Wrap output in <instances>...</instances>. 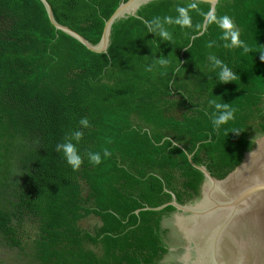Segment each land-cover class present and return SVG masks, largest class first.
Returning <instances> with one entry per match:
<instances>
[{"label": "water", "instance_id": "1", "mask_svg": "<svg viewBox=\"0 0 264 264\" xmlns=\"http://www.w3.org/2000/svg\"><path fill=\"white\" fill-rule=\"evenodd\" d=\"M35 1L76 264H264V0Z\"/></svg>", "mask_w": 264, "mask_h": 264}, {"label": "trees", "instance_id": "2", "mask_svg": "<svg viewBox=\"0 0 264 264\" xmlns=\"http://www.w3.org/2000/svg\"><path fill=\"white\" fill-rule=\"evenodd\" d=\"M35 0H0V243L76 264Z\"/></svg>", "mask_w": 264, "mask_h": 264}, {"label": "clouds", "instance_id": "3", "mask_svg": "<svg viewBox=\"0 0 264 264\" xmlns=\"http://www.w3.org/2000/svg\"><path fill=\"white\" fill-rule=\"evenodd\" d=\"M191 7H195V5H190L189 8ZM189 8L177 7L176 10L179 13V17L175 21H173L171 17H165V21L169 24L174 22L180 25L181 27L191 26V18L188 15ZM210 20L211 22L216 23L222 29L223 39L227 40L229 37L231 38L232 47L241 46L242 42L239 39V32L234 30V25L230 17L223 16L217 19L215 14L213 13L210 17ZM157 27H159V25H157ZM159 35L166 41L171 40V36L169 35V33L163 30L159 32ZM250 51H251V48L248 45H245L244 52L248 53ZM260 59L261 61H264V53L260 54ZM158 63L160 65H167L169 62L166 59H160ZM216 64L218 66L221 65V61H216ZM148 71H151V69H149ZM236 79H237V76L233 74L232 72H230L226 67L219 74V80L223 83H227L229 81H235ZM215 108L229 109V104H223V105L215 104ZM231 119H234L233 111L231 110L223 111V112H220L219 115L213 119V124L218 129L221 125L226 124ZM79 124L83 126L84 128L90 127V123L87 118H81L79 121ZM234 132L239 134V132L235 130ZM83 135H84L83 132L80 130L73 131L65 137V141L63 143H58L56 145V151L62 152L64 154L66 162L72 168L73 171L78 170L83 162L81 156L78 154V150L76 148V145L73 143V141H76L77 143H79V141L83 138ZM104 155L109 156L110 153L107 150H105ZM87 156H88L89 163L94 164V165H98L101 163V156L99 153H88Z\"/></svg>", "mask_w": 264, "mask_h": 264}, {"label": "rangeland", "instance_id": "4", "mask_svg": "<svg viewBox=\"0 0 264 264\" xmlns=\"http://www.w3.org/2000/svg\"><path fill=\"white\" fill-rule=\"evenodd\" d=\"M15 250H10L0 243V264H15L20 262L23 257L17 254Z\"/></svg>", "mask_w": 264, "mask_h": 264}]
</instances>
